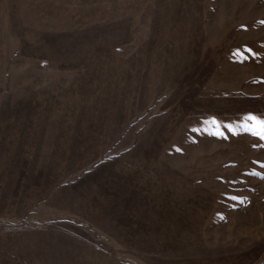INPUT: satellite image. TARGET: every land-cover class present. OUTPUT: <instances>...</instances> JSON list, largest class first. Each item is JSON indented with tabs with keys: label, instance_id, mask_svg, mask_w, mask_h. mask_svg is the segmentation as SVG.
Wrapping results in <instances>:
<instances>
[{
	"label": "rangeland",
	"instance_id": "obj_1",
	"mask_svg": "<svg viewBox=\"0 0 264 264\" xmlns=\"http://www.w3.org/2000/svg\"><path fill=\"white\" fill-rule=\"evenodd\" d=\"M249 115L264 0H0V264H264Z\"/></svg>",
	"mask_w": 264,
	"mask_h": 264
},
{
	"label": "snow or ice",
	"instance_id": "obj_2",
	"mask_svg": "<svg viewBox=\"0 0 264 264\" xmlns=\"http://www.w3.org/2000/svg\"><path fill=\"white\" fill-rule=\"evenodd\" d=\"M248 121L253 122L251 126L245 125L246 131H251L253 135L258 136L260 139L264 140V119L257 118L256 116L249 115L246 118ZM215 123V121H213ZM229 130H233L231 126H228ZM234 131V130H233ZM217 135H222V133L217 132ZM264 167V165H261ZM235 199V197H233Z\"/></svg>",
	"mask_w": 264,
	"mask_h": 264
}]
</instances>
